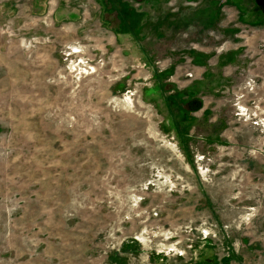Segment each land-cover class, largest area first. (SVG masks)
I'll return each mask as SVG.
<instances>
[{
	"label": "rangeland",
	"instance_id": "374dc122",
	"mask_svg": "<svg viewBox=\"0 0 264 264\" xmlns=\"http://www.w3.org/2000/svg\"><path fill=\"white\" fill-rule=\"evenodd\" d=\"M147 1L0 12V264H264V19Z\"/></svg>",
	"mask_w": 264,
	"mask_h": 264
},
{
	"label": "crops",
	"instance_id": "0c3cea01",
	"mask_svg": "<svg viewBox=\"0 0 264 264\" xmlns=\"http://www.w3.org/2000/svg\"><path fill=\"white\" fill-rule=\"evenodd\" d=\"M27 1L28 0H0V5H4L3 7H0V12H3L4 9L6 10V8L9 5H12L10 6V8H18V4L26 3ZM169 1L170 0H164V2L166 3L160 4L161 6L163 5L164 13L158 19L155 18L157 22H155V19H151V14H149V12L146 13L147 17L145 16L143 19L146 20L147 18L148 23H150L149 21L153 20V23L150 24L149 26V28L151 29H149L148 32L154 33L158 30L156 32L158 34L166 33L169 35L168 36L169 38H175L178 35V33L183 31L185 28H190L192 26H195L202 19L203 20L208 19L207 17L209 15L216 13L218 10L217 3L215 1L213 2L212 0H178L179 2L176 5H178L179 9H174V10H172L169 7L168 5ZM196 1L202 3L201 4L202 6L200 5L197 8H193V6H196L199 4ZM57 2H59V0H57ZM147 2H150V4L153 5L154 3L157 2V0H148ZM238 2H240V0H238ZM46 3H47V0H33V9L34 10L44 9V8H41V6L43 7V5H45ZM165 6H167L166 9H165ZM8 12L13 13V11H8ZM137 13H139L142 17L145 15L144 12L139 11V10H137ZM208 21L210 22L211 20L208 19ZM208 21L206 22L203 21V22L205 24ZM143 26H144V22H142L141 28ZM147 35H149V33H147Z\"/></svg>",
	"mask_w": 264,
	"mask_h": 264
},
{
	"label": "trees",
	"instance_id": "16d2710c",
	"mask_svg": "<svg viewBox=\"0 0 264 264\" xmlns=\"http://www.w3.org/2000/svg\"><path fill=\"white\" fill-rule=\"evenodd\" d=\"M117 4H119V9H120V13H118L116 15V17L118 18V20L121 22V26L119 29H125L126 27L124 26V22L123 20L126 22V20L128 21H134L137 18H141V15L139 13H137L136 9H133L131 7H129L128 5H125L124 3H121V0H117ZM110 10V9H108ZM110 12L113 14L114 12L110 10ZM138 23V22H137ZM138 24H136L135 26L137 27ZM229 262V260H227L224 264H227Z\"/></svg>",
	"mask_w": 264,
	"mask_h": 264
},
{
	"label": "flooded vegetation",
	"instance_id": "af4514ba",
	"mask_svg": "<svg viewBox=\"0 0 264 264\" xmlns=\"http://www.w3.org/2000/svg\"><path fill=\"white\" fill-rule=\"evenodd\" d=\"M254 3H255L254 11L256 13V15L254 16V20H262V19H264V4L261 5L260 0H259L260 4H258V0H254ZM108 9L109 8L105 9V15H110L109 16V20L111 22H114V20H115L116 23L114 25H115L116 29L120 28V26L122 25L121 22L118 20L116 15L112 16V13Z\"/></svg>",
	"mask_w": 264,
	"mask_h": 264
}]
</instances>
